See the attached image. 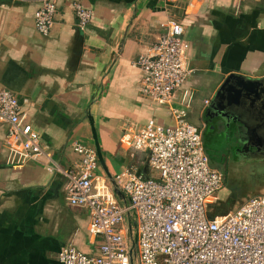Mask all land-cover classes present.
I'll use <instances>...</instances> for the list:
<instances>
[{
    "label": "crops",
    "instance_id": "obj_1",
    "mask_svg": "<svg viewBox=\"0 0 264 264\" xmlns=\"http://www.w3.org/2000/svg\"><path fill=\"white\" fill-rule=\"evenodd\" d=\"M40 1L0 0V88L17 97L49 154L10 164L0 123V264H54L65 245L97 253L89 210L67 201L66 178L56 169L79 160L76 142L95 149L90 119L103 156L99 180L112 184L125 167L156 177L147 153L124 139L151 119L172 123L166 106L141 94L143 74L134 64L151 53L168 22L183 26L191 69L173 106L201 131L230 74L264 85V0H81L92 11L84 30L72 0H58L47 35L34 25ZM235 145L225 139L214 147Z\"/></svg>",
    "mask_w": 264,
    "mask_h": 264
},
{
    "label": "built area",
    "instance_id": "obj_2",
    "mask_svg": "<svg viewBox=\"0 0 264 264\" xmlns=\"http://www.w3.org/2000/svg\"><path fill=\"white\" fill-rule=\"evenodd\" d=\"M57 1L41 0L34 12L35 28L42 35L53 25ZM72 6L77 26L84 30L92 11L81 0H72ZM183 31L180 23L168 22L151 53L134 61L143 74L141 94L166 106L172 117L171 124L151 119L124 139L147 153V165L156 177L125 167L113 175L112 184L99 180L95 149L76 142L79 160L56 169L66 178L67 201L89 210L88 231L100 243L96 254L65 245L54 264H264V194L248 197L224 215L207 214L206 204L224 186L226 176L211 165L201 129L187 120L184 108L173 106L176 89L191 72ZM0 123L6 126L10 164L49 155L17 97L4 88ZM114 189L123 194V202Z\"/></svg>",
    "mask_w": 264,
    "mask_h": 264
},
{
    "label": "flooded vegetation",
    "instance_id": "obj_3",
    "mask_svg": "<svg viewBox=\"0 0 264 264\" xmlns=\"http://www.w3.org/2000/svg\"><path fill=\"white\" fill-rule=\"evenodd\" d=\"M227 105L229 107L227 110L209 111L206 115L202 130L206 152L215 154L214 144L217 145L220 141L227 139L236 145L235 147L224 146L223 149L231 148L233 152L235 148H238L245 159L258 160L257 163L264 167V128L261 127L264 125V116L247 107L244 96ZM208 155L210 162L219 161V158ZM225 166L223 169L220 168L224 173L228 165ZM225 176L227 179V174Z\"/></svg>",
    "mask_w": 264,
    "mask_h": 264
},
{
    "label": "rangeland",
    "instance_id": "obj_4",
    "mask_svg": "<svg viewBox=\"0 0 264 264\" xmlns=\"http://www.w3.org/2000/svg\"><path fill=\"white\" fill-rule=\"evenodd\" d=\"M224 147V146H223ZM209 153L219 158L215 162L217 167L224 169L227 179L224 186L215 194V197L206 204L207 214L210 217L224 215L235 209L250 196L264 194V167L255 159H245L235 148L223 149Z\"/></svg>",
    "mask_w": 264,
    "mask_h": 264
},
{
    "label": "water",
    "instance_id": "obj_5",
    "mask_svg": "<svg viewBox=\"0 0 264 264\" xmlns=\"http://www.w3.org/2000/svg\"><path fill=\"white\" fill-rule=\"evenodd\" d=\"M241 96L246 98L247 107L254 112L264 116V85L261 80H252L244 78L238 74H230L215 93L212 102L209 106L211 111L227 110L228 104H232L234 100L241 99ZM232 106V105H231ZM255 107V108H253ZM92 137L94 141L95 151L98 162L103 163V156L100 150V145L96 136V130L92 119H90ZM261 127L264 128V125ZM115 194L124 200L123 194L114 189Z\"/></svg>",
    "mask_w": 264,
    "mask_h": 264
},
{
    "label": "trees",
    "instance_id": "obj_6",
    "mask_svg": "<svg viewBox=\"0 0 264 264\" xmlns=\"http://www.w3.org/2000/svg\"><path fill=\"white\" fill-rule=\"evenodd\" d=\"M207 153V152H206ZM207 155H208V153H207ZM208 157H209V155H208Z\"/></svg>",
    "mask_w": 264,
    "mask_h": 264
}]
</instances>
